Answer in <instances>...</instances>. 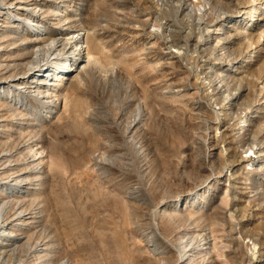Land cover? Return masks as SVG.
Here are the masks:
<instances>
[{
    "label": "rangeland",
    "instance_id": "rangeland-1",
    "mask_svg": "<svg viewBox=\"0 0 264 264\" xmlns=\"http://www.w3.org/2000/svg\"><path fill=\"white\" fill-rule=\"evenodd\" d=\"M210 2L34 0L17 27L16 13L0 20L4 38L15 35L8 48L22 42L12 58L33 54L22 30L35 15L40 33L81 29L101 48L92 41L96 59L74 86L54 75L24 107L15 93L36 97V82L0 98L13 127L0 131V150L19 146L30 162L46 149L24 200L40 222L25 238L47 242L51 263L264 264V0ZM50 96L58 105L42 107ZM192 241L208 249L180 262Z\"/></svg>",
    "mask_w": 264,
    "mask_h": 264
},
{
    "label": "bare ground",
    "instance_id": "bare-ground-1",
    "mask_svg": "<svg viewBox=\"0 0 264 264\" xmlns=\"http://www.w3.org/2000/svg\"><path fill=\"white\" fill-rule=\"evenodd\" d=\"M32 1H34V0H0V20L6 18L7 15H12V14L14 15L16 13L18 15L13 16V19H15V21L14 20L10 21L9 28L17 27L18 26L16 24L17 21H21V20L23 21L24 19H26L23 16L26 14V11L30 9L29 6H30ZM180 1L184 2L185 0H180ZM210 1L211 0H198V3H196V5L197 4L198 5H200V4L205 5V4L211 3ZM199 10H202V9L199 8ZM28 14H29V12H28ZM228 16H229V14L223 15L221 17V19L218 21L225 20ZM38 17L35 15V16H32L30 19H27V21L24 23H27L30 26L31 25L32 26L31 27H29V26L24 27V25H23V30L21 29L23 32V38L22 39H24V40L30 39L29 41H24L25 42L24 45H27V47H30L31 45L34 46L33 54L31 56H28V54H26V53H22L19 56L17 55V56L12 58L11 56H14L17 53L16 52L14 55H12L13 51L15 49H17L18 47H20L22 42L20 43L19 46L14 44L13 47L9 46L10 48H8V42L12 38L14 40L15 35L11 36V37L7 36L6 38H4L3 33L0 32V98L4 97L2 95V93H5L6 90H13L14 91V90H16L17 85H19L21 83H35L36 82L37 83L35 86L36 90H39V92L36 91L37 92L35 94L36 97L23 95L22 91L19 92V94L13 92V94L15 93L16 97H18L20 95L19 101L16 102L17 105H18V103L20 104L18 106L19 108L24 107L25 104L32 103V101L35 102L36 100H38V98L40 97L39 93H40V91H42L41 90L42 87H41V83H40V82H42L41 79L45 78L43 83L46 84L47 83L46 81L49 79L48 77L55 75L57 77L56 80L58 81L56 86L61 87V85L64 84V81H67L66 82L67 84L71 83L73 80L72 75H75V73H78V74L81 73V71H82L81 67H87V65H88L87 63L92 62L93 60L95 61V59H96L95 52H94L93 46L91 44L92 41L95 39V36L92 35V37H90L89 31H81V29H79V30H74V31H72V33H70V32H64L65 30L64 31L54 30V31H49V32L47 31L46 33H40L38 30L39 26H40V23H38V21H40ZM70 17H68V19ZM201 23H202V25L207 27V24L204 21H202ZM227 27H234V25L229 24V25H227ZM15 32H19V30L13 31L12 33H15ZM224 33L223 32L222 33L221 32H215V33L212 32L211 34L212 35L215 34L216 36L222 38L223 44H226V43H229L230 41H228V39L225 40L226 38H224V36H222ZM208 36H211V35H208ZM20 37H22V36H20ZM16 39H17V37H16ZM209 39H211V38L210 37L206 38L205 40H203V42H200L197 46L199 47V46H202L204 44H207L209 42ZM95 40H98V39L96 38ZM94 41H93V43H95ZM13 43H14V41H13ZM174 43L175 44L172 43V46H176V42H174ZM98 44L99 43L97 41V45ZM95 45H96V43H95ZM95 45H94V47H95ZM79 46L81 49L78 53H76L79 49ZM28 49H26V50H28ZM98 49H101L100 46ZM81 51H82V53L80 55ZM99 51H101V50H99ZM72 57L74 58V60L70 59ZM97 58H98V56H97ZM24 61H27V62L25 63ZM62 61H64V62H62ZM69 62H71V63H69ZM96 62H97V60H96ZM96 62H93V64ZM22 65H25L23 67L24 68L23 71L19 72L18 70H16ZM44 66H50V69L47 67L45 72H43V74L40 75V72L42 71ZM20 69H22V68H20ZM48 70H50V72H47ZM84 71H85V69H84ZM32 74H33V80L30 81V80H28V77H30V75H32ZM38 74H39V76H38ZM230 74L231 73L219 75V83H222L224 85L226 83V81L228 80V78L230 77L229 76ZM51 80H53V78H51ZM75 84H76V81H75ZM72 85H73V82H72ZM29 86L31 87V85H29ZM69 87H71V86H69ZM241 89H243L242 84H240V86L237 88L236 92H234L232 94L231 100H235V99L237 100L242 96ZM65 97H66V95H65ZM58 99L60 100L59 97L57 98L55 96H50V97H47L45 100H43V102L40 103V105L42 107H47L48 105L56 106V105H58V102H59ZM1 107H0V109H1L0 110V112H1L0 131H4V132L11 131L13 127L11 128V125L7 124V121H8V119L9 120L12 119V117L9 118V116H8L9 113L5 112L6 108L2 109ZM57 108H58V106H57ZM25 112L26 111H24V113ZM18 131H20V130H18ZM4 132H2V133H4ZM254 137L255 138L252 139L253 141L251 144L252 149L256 144L260 143V141L258 140L259 138L256 135ZM34 138L35 137H33V139ZM35 140H36V138H35ZM31 142H32V140H31ZM25 143H26V141H25ZM36 144H37V142H36ZM16 145H17V143H16ZM44 147L42 145L40 148H38L39 151H37V152L42 153V154L38 158L33 159L32 161H30L31 160L30 159L29 160L30 162H23L22 161V157L19 156V154L21 153V148H19V146H18V148L15 147V148L10 149V150L5 149V148L0 150V194L2 193L1 191H5V190L16 191L13 193L7 192V193H9V195L15 196L18 193L21 194V196L19 198H14V196H8V197L6 196L7 198H3L0 195V197H1L0 198V264H7L8 262H9V264H53L50 262V259L48 256L47 250H48L49 245L47 244V242L40 244L39 241H33L32 239L28 240L29 237L25 238L26 237L25 236L26 231H28L27 229H29L28 227L31 226L32 224L34 225V223L37 225V223L40 222V218L36 219L33 216L34 214H32L33 213L32 207H33L35 202L27 204V203H25L24 200H27V199H25V197L31 194L28 191V189L31 188V186H33L36 181L40 180L41 177H44L43 175L38 176V174H40V172H42V170H43L42 168L47 165V164L45 165V163H46L45 156L46 155L45 154H44L45 156L43 155L44 151L46 150ZM25 153H27V152H25ZM262 155H264V153H262V152L259 153L258 158L261 157ZM27 160H28V158H27ZM21 164H27V166L19 169V166ZM223 171H222V173L224 174ZM238 178H239V176H238ZM209 179H211V177ZM33 233H34V231H33ZM43 233H44V231H43ZM36 234H38V233H36ZM40 234H41V232H40ZM45 236H47V235H45ZM191 236H192L191 239L195 240V242H196V239H198V237L200 235H198L197 233L196 234L194 233ZM154 237H155V235H154ZM39 238H40V236H39ZM204 239H207V237ZM153 241H155V240H153ZM158 242H160V241H158ZM193 243H194V241L190 242L189 244H187L183 248V250H182L183 254L179 259L180 262L185 263L187 260L192 259L193 257L197 256L198 253L203 252L204 250L208 249V246H206L204 248L197 246V248L194 249L195 246ZM155 244H157V243H155ZM207 244H208V242L205 241L204 245H207ZM57 264H74V263L69 259H64V260L59 261Z\"/></svg>",
    "mask_w": 264,
    "mask_h": 264
}]
</instances>
